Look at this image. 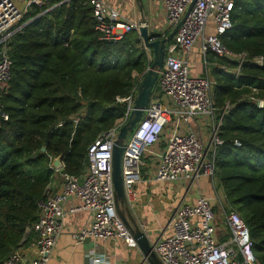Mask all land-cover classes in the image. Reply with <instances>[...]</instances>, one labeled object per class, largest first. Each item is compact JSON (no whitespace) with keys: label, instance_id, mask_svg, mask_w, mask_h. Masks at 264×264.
<instances>
[{"label":"trees","instance_id":"trees-1","mask_svg":"<svg viewBox=\"0 0 264 264\" xmlns=\"http://www.w3.org/2000/svg\"><path fill=\"white\" fill-rule=\"evenodd\" d=\"M232 27L221 42L238 63L207 56L217 118L226 104L215 152L214 186L247 226L257 264H264V0H233ZM11 78L0 98V262L30 240L59 158L63 173L80 176L87 149L124 116L133 74L146 52L136 32L99 40L88 0H41L12 29ZM170 32L166 33V36ZM161 38L160 34H157ZM238 70V73H237ZM237 73V75H236ZM45 149V152L41 150Z\"/></svg>","mask_w":264,"mask_h":264},{"label":"built area","instance_id":"built-area-1","mask_svg":"<svg viewBox=\"0 0 264 264\" xmlns=\"http://www.w3.org/2000/svg\"><path fill=\"white\" fill-rule=\"evenodd\" d=\"M22 1L25 4L18 7L14 0H0V98L7 92L11 78L8 42L15 33L12 29L28 13L31 5L41 3V0ZM193 1L194 5L185 18ZM161 2L166 33L183 23L165 46L163 66L158 71L148 106L122 154L126 201L121 206L125 209L133 205L135 187L145 180L143 171L150 166L151 174L145 176L158 184L197 187L200 179L206 177L214 188L215 152L222 144L218 132L222 117L230 106L226 104L219 118L213 120L218 112L211 99L213 82L204 76H191L189 56L196 48L206 65L207 56L212 54L237 62L238 70L247 58V53H231L221 42V37L232 27L233 0ZM88 3L100 41L117 43L129 33L138 34L140 21L124 18L102 0H88ZM165 37V34L161 35V38ZM141 45L147 58L145 71L140 76L133 74L135 83L128 96L115 99L118 104H126L124 116L88 147V166L80 176L63 173L61 163L54 167L51 162L54 173L62 179V188L55 195H50L47 189L44 200L38 204V218L30 226L34 253L25 252L22 246L0 264H47L64 230L63 206L71 198L79 199L80 209L90 214L88 226L76 235L79 243L86 238L94 241L120 239L127 248H137L133 235L117 213L111 161L113 145L120 129L128 122L138 87L152 62V53L144 48L142 40ZM263 59L256 58L254 62L262 66ZM262 102L258 101L259 108ZM0 118L4 122L8 120L2 112ZM193 122H199L205 130L206 141L190 129ZM217 202L223 213L224 233L217 231L214 224L216 214L206 198L200 196L195 203H180L176 207L165 229L170 230V234L159 238L152 246L160 264H257L244 221L229 209L223 193L217 196ZM88 262L108 264L105 256L96 251L90 254Z\"/></svg>","mask_w":264,"mask_h":264},{"label":"crops","instance_id":"crops-1","mask_svg":"<svg viewBox=\"0 0 264 264\" xmlns=\"http://www.w3.org/2000/svg\"><path fill=\"white\" fill-rule=\"evenodd\" d=\"M102 1L126 19L145 21L151 34H160L155 22L156 16H162L164 20L162 25L165 26V13L161 0ZM189 61L192 77L204 76L210 79L209 65H206L199 57L198 49L192 50ZM190 129L202 140H207L205 130L202 129L199 122L191 123ZM199 187L200 182L197 187H188L187 185L158 184L153 180L145 179L135 187L136 196L133 205L128 209L121 206L120 212L124 213L132 228L138 227L141 232L143 229L142 233L149 244L153 246L159 238L170 234L171 231L165 229L176 207L180 203H195L201 196ZM61 188L62 179L54 173L48 186L49 194H58ZM80 208L81 201L76 198H71L64 204V230L47 264H89L88 259L93 251L103 254L108 264H149L138 247L129 249L120 239L94 241L86 238L83 243H79L76 240V235L90 222V214ZM33 240L34 236L26 243L23 249L25 252L34 253Z\"/></svg>","mask_w":264,"mask_h":264},{"label":"water","instance_id":"water-1","mask_svg":"<svg viewBox=\"0 0 264 264\" xmlns=\"http://www.w3.org/2000/svg\"><path fill=\"white\" fill-rule=\"evenodd\" d=\"M194 2L195 1H193V3L191 4L185 18L189 14L192 6L194 5ZM182 23L183 21L180 22L165 38H158L156 34L150 33L148 24L145 21H141L140 27L138 29V35L142 40L144 48L152 53V62L138 87V93L134 100L133 110L129 116L128 122L120 129L117 141L114 143L112 149L111 168L117 213L120 216L121 220L124 222L127 229L133 235L137 247L142 252L149 264H160L152 252V246L149 244L145 235L139 230V228H132L127 222L124 213L120 212V206L123 205L126 201L122 180L121 159L122 154L126 148L125 140L128 133L135 129L136 125L142 118L143 111L148 106L151 92L158 78V71L163 66L165 46L172 41L174 35L176 34L178 28ZM262 65L264 66V59ZM260 108L264 109V100ZM41 151L45 152V149H42ZM60 163V159L57 158L53 161L52 165L54 167H58L60 166Z\"/></svg>","mask_w":264,"mask_h":264},{"label":"rangeland","instance_id":"rangeland-1","mask_svg":"<svg viewBox=\"0 0 264 264\" xmlns=\"http://www.w3.org/2000/svg\"><path fill=\"white\" fill-rule=\"evenodd\" d=\"M14 2L16 3V5H18V7H22L25 4L22 0H14ZM134 21H138V20L135 19ZM139 21L141 22L143 20L140 19ZM155 22H156V26L160 30V34L163 33L166 35L165 26L162 25L164 23L162 16L161 17L156 16ZM134 130L128 133L127 138L125 140V144H127L131 140L133 133H134ZM149 163L150 162H147L148 165H149ZM151 170H152V167L150 166V168L148 170L145 169L143 171L144 179H149V177H147L145 175H146V173L151 174ZM199 182H200L199 191L201 193L200 195L203 196L204 198H206L208 200L209 204L215 210L214 212L216 214V219L214 221V224L216 226V229H217V231L219 230L220 232L224 233L225 229L223 228V225H222V222L224 220L223 219V213H222L220 205L217 203V199H216V195L221 196V190L216 185L213 188L209 178L202 177ZM186 185L189 187V184H186ZM223 206L226 209L225 205H223Z\"/></svg>","mask_w":264,"mask_h":264}]
</instances>
